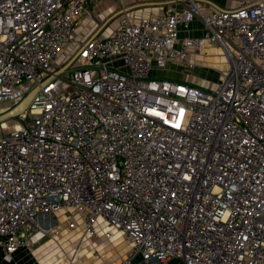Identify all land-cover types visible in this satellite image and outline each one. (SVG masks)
<instances>
[{
  "label": "built area",
  "instance_id": "2783aa9c",
  "mask_svg": "<svg viewBox=\"0 0 264 264\" xmlns=\"http://www.w3.org/2000/svg\"><path fill=\"white\" fill-rule=\"evenodd\" d=\"M102 1L0 0V116L39 89L12 130L0 124L6 261L65 213L89 237L120 231L123 264H264V0L126 13L112 35L78 40ZM196 19L205 35L180 37ZM209 46L229 65L213 88L153 74L195 68Z\"/></svg>",
  "mask_w": 264,
  "mask_h": 264
},
{
  "label": "rangeland",
  "instance_id": "374dc122",
  "mask_svg": "<svg viewBox=\"0 0 264 264\" xmlns=\"http://www.w3.org/2000/svg\"><path fill=\"white\" fill-rule=\"evenodd\" d=\"M144 1L145 0H124V3L127 7L126 11L120 8L119 2L117 0L99 2L94 7L96 14L95 20H91L87 16H83L81 21H79L77 39L81 40L85 37H93V35H95L99 30L101 32L97 38L110 36L113 30L119 27L124 18L123 16H125L127 12L130 17L134 18V12L141 9L140 7H135L128 10V8L139 6L140 4H143ZM239 1L241 0H212V4L215 6L216 10H230L236 8V5H238ZM138 2L139 4H137ZM133 3L135 4L133 5ZM107 11H111V14L107 15ZM99 14L104 16H99ZM105 14L107 16H105ZM75 46L76 43H73L65 50V52L62 54L61 61L67 57L69 51L75 48ZM199 60L203 63H201ZM195 68H189L186 70L180 69L179 72L184 73L189 71L195 75L202 76L206 81L204 87L209 89L213 88L217 84V82L220 80L221 74H223L229 68V65L224 53L218 46H209L203 50L198 49V70ZM156 74L164 79L183 82L179 75H176L175 73L168 74L166 72H161ZM8 107V104L2 105L0 113ZM6 124L7 128L4 130V132H9L12 130L13 126L16 125L15 121L13 120L7 122ZM48 217L50 216H45L44 218ZM52 217L55 219V225H65V229L62 232H58V234L56 233L51 235V239L57 236L56 239H52L54 240L53 242L46 239L37 245V247L36 245L27 247L30 249V261H36L35 264H54L59 260L67 259L69 262H74V264H98L99 253H101L108 258L107 264H118L114 250L108 249L106 247V239H103V237H98L99 242L97 243L99 244L100 249L98 250L99 253L97 251L95 252L94 249L91 248V245L87 242V238L84 235L81 227L75 230L68 229L69 214H61L60 216L54 215ZM88 240L91 239L89 238ZM114 241L115 240L111 239L110 242ZM128 247H130L129 244ZM119 253L120 251H117V255H119ZM2 261H6L4 254H1L0 262ZM22 261L23 260L20 261V257L15 258L13 256L11 261H6V263L24 264V261Z\"/></svg>",
  "mask_w": 264,
  "mask_h": 264
},
{
  "label": "crops",
  "instance_id": "0c3cea01",
  "mask_svg": "<svg viewBox=\"0 0 264 264\" xmlns=\"http://www.w3.org/2000/svg\"><path fill=\"white\" fill-rule=\"evenodd\" d=\"M190 1L191 0H145L143 2V4H140L139 6L130 7V8H128V10L133 9L135 7H140L141 9H139V10L134 12V18H133V19H139V18L150 16L152 14L164 13V12H168V11H171V10H182L183 8L187 7L190 4ZM195 1L197 2V4H199L201 6L203 11H205L206 13H210L212 11H217L215 9V6L212 4L213 3L212 0H195ZM134 4L135 3H133V5ZM137 4H139V2ZM144 6H147V7H144ZM106 14L107 15L111 14V11H107ZM106 14H105V16H107ZM127 14H128V12H127ZM100 15L104 16L102 14H99V16ZM117 29H118V27L113 30L111 35ZM99 31H97V32H99ZM204 35H205L204 25L198 19L194 20L191 23L190 29L188 31H185V30L182 29V31L180 32V37L190 36L192 38H202ZM192 60L197 63V66H196L195 69L198 70V50L197 49H194L193 52H192ZM200 62L203 63L202 61H200ZM179 70L180 69H177L176 66H172L168 70H165V71H154L153 74L155 76L159 77V78H162L159 75H157L156 73H161V72H166L168 74H172V73L174 74L175 73L176 75H179L180 79L183 82H185L187 84H192V85H196V86H200V87L205 88L204 85L206 84V81L204 80V78L202 76L195 75V74H193L192 72H189V71H186L184 73H180ZM200 73H201V71H200ZM61 214H65V213H60V214H57L56 216H60ZM38 223H39L40 227H42L44 229H48V230L52 229V230L56 231L57 234H58V232H62L64 230V229H58L59 226L55 225V219L52 216H50L48 218L42 217V218L39 219ZM106 231H109L111 233V237L110 238H107L105 236ZM83 233H84V231H83ZM85 236L87 238L86 239L87 242L91 245V248L94 249L95 252L96 251L98 252V250L100 249L99 244L97 243V242H99L98 237L99 238L103 237V239H106L105 240L106 247L108 249H113L114 250V253L116 255V261H117L118 264L119 263L123 264L124 260L128 257V253H129L130 247H128V243L126 242V240L124 238V235L120 231L107 230L103 226L100 229L99 236L96 237L97 239H92L93 237H89L87 235H85ZM56 238H57V236L55 238H52V239H56ZM89 238L91 240H88ZM46 239L50 240L51 242L54 241V240L51 239V236H49V237H46L45 239H43L42 241L36 243L35 244L36 247H37V245H39L41 242H43ZM111 239H113L115 241L114 242H110ZM29 251H30V249L27 248V247L21 248L14 255V257L15 258H19L20 257V261L23 260L24 264H35L36 261L32 262V261L29 260L30 257H31V255L29 254ZM117 251H120L119 255H117ZM1 254H4V253L2 251H0V258H1ZM77 258H78V256H77ZM99 260H98V264H107L108 258L104 254L99 253ZM0 264H9V263H6V261H2V262H0ZM54 264H74V262H69L67 259H62V260L57 261ZM166 264H183V262L180 261V260H177V259H171Z\"/></svg>",
  "mask_w": 264,
  "mask_h": 264
},
{
  "label": "water",
  "instance_id": "95a60500",
  "mask_svg": "<svg viewBox=\"0 0 264 264\" xmlns=\"http://www.w3.org/2000/svg\"><path fill=\"white\" fill-rule=\"evenodd\" d=\"M194 2H196L195 0H193ZM122 13V12H120ZM100 31L97 32L93 38H96L98 35H99ZM74 60H71L68 64H66L58 73H57V76L65 73L67 71V69L73 64ZM39 89H35L34 91H32L21 103L20 105H18L15 109L7 112V113H4L0 116V124H3V123H6L8 121H12V120H17L20 116H22L31 100L33 99V97L36 95V93L38 92Z\"/></svg>",
  "mask_w": 264,
  "mask_h": 264
},
{
  "label": "bare ground",
  "instance_id": "6f19581e",
  "mask_svg": "<svg viewBox=\"0 0 264 264\" xmlns=\"http://www.w3.org/2000/svg\"><path fill=\"white\" fill-rule=\"evenodd\" d=\"M4 125H6V124H4ZM4 125H3V126H4Z\"/></svg>",
  "mask_w": 264,
  "mask_h": 264
}]
</instances>
